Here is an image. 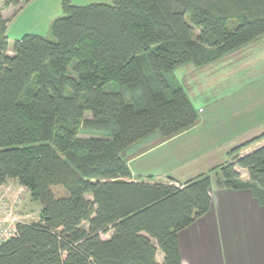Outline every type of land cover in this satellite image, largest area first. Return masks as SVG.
Wrapping results in <instances>:
<instances>
[{
  "label": "trees",
  "instance_id": "trees-1",
  "mask_svg": "<svg viewBox=\"0 0 264 264\" xmlns=\"http://www.w3.org/2000/svg\"><path fill=\"white\" fill-rule=\"evenodd\" d=\"M62 5L51 39L25 35L12 54L0 14V187L15 181L41 207L38 221L19 224L0 246V264H159V249L163 264H182L177 237L211 210V176L184 186L134 182L125 154L153 134L166 140L198 124L171 75L264 37V0ZM263 139L229 152L218 187L250 189L264 204V146L239 156Z\"/></svg>",
  "mask_w": 264,
  "mask_h": 264
},
{
  "label": "crops",
  "instance_id": "crops-1",
  "mask_svg": "<svg viewBox=\"0 0 264 264\" xmlns=\"http://www.w3.org/2000/svg\"><path fill=\"white\" fill-rule=\"evenodd\" d=\"M253 43V51H257V57L259 50L264 49V37ZM251 44L238 51L245 52ZM238 51L206 68L186 65L176 70L177 81L187 92L202 119L190 130L170 139L165 140L159 133L153 134L141 141L144 142L143 148L127 156V152L133 150L136 145L131 147L125 154L126 161L133 162L134 159L144 157V174L140 177H137L130 167L134 182L168 184L174 181L177 186H184L187 182L202 175H209L208 171L220 167L202 168V173L191 170V166H197L199 159L208 156L207 152L215 147V141L205 142L203 139L201 145L180 144L187 137L193 136L192 132L206 121L208 111L214 107V100L224 99L231 91L243 88L247 80L244 76L248 71L250 80L254 77L253 71L246 67V61L253 60L255 53L252 51L250 58L246 57V61L239 62L236 58L239 56ZM256 59L259 61V69L264 70V53ZM260 106L261 104L258 107ZM258 148L260 147L249 148L239 156ZM149 177L153 179L149 180ZM212 200L211 210L178 234L182 264H264V204L250 189L220 188L216 182L212 187ZM111 235L112 232L103 239H108ZM156 260L159 264L165 261V255L160 249Z\"/></svg>",
  "mask_w": 264,
  "mask_h": 264
},
{
  "label": "rangeland",
  "instance_id": "rangeland-1",
  "mask_svg": "<svg viewBox=\"0 0 264 264\" xmlns=\"http://www.w3.org/2000/svg\"><path fill=\"white\" fill-rule=\"evenodd\" d=\"M2 1L3 0H0V14L9 20L7 33L9 50L11 54L14 43L17 40L23 38L25 35L34 34L51 39V24L57 18L63 17L65 15L62 5L64 0H32L27 4H25L23 0H20V5L22 6L21 9H5L3 8ZM69 1L71 5L81 8L93 4L113 5V0ZM198 33L199 30H195V34ZM254 45L255 43L251 44V47L248 50H245L243 53H241L243 50L238 51L239 56L236 58L239 59V62L246 61V57L250 58L249 56H251ZM259 52L258 56L261 57L264 53V49H262V51L259 50ZM254 53L255 58L253 60L247 59L248 61H246V67H248V70H252L254 74L252 80H250L251 78L249 77L250 75L248 71L244 76L247 80L246 85H244L243 88H238L234 91H231V93L224 99L218 98L214 100V107L208 111L206 121L192 132L193 136L187 137L184 142L180 144L181 146H184L185 144L190 145L191 143L201 145L203 143V139L205 142L215 141V147L207 152L208 156L199 159V162L196 163L197 166H191V170L193 172L200 173H202V171H200L202 168L210 169L220 166L218 169H215L216 171L212 169L211 172L208 171L207 173L209 174L208 176H211L213 183L216 182V177L219 176L218 172L220 169L225 166L227 162H230L233 159V157L229 155V152L232 149L264 133V70H262V68L259 69V61L256 59L258 57H256L257 51ZM262 65L264 66V62H262ZM208 66H205L204 68ZM171 76L177 80L178 74L175 71ZM194 91L195 89L193 88V93ZM126 96L128 102L135 104L139 103V98L137 95L127 92ZM260 104L261 106L258 107ZM199 117V119H202L201 115ZM85 118H91V114L87 113ZM82 137L88 136L82 135ZM263 146L264 139L242 149L239 151V154L243 155L246 153L247 149L249 150V148L254 149L256 147ZM143 147L144 142H139L136 144L133 150L131 149L129 152H127V156L136 153ZM127 164L129 168L131 167L132 171L137 177H140L141 174H144V157L134 159L133 162L127 161ZM239 173L241 177L240 183H246L249 180L247 172L240 169ZM0 190L12 196H20L23 202L19 208V213H21L22 217L30 216L26 220L27 223L36 222L39 220L41 207L32 200L30 193L27 190H23V188L14 181H9L5 186L0 188Z\"/></svg>",
  "mask_w": 264,
  "mask_h": 264
},
{
  "label": "built area",
  "instance_id": "built-area-1",
  "mask_svg": "<svg viewBox=\"0 0 264 264\" xmlns=\"http://www.w3.org/2000/svg\"><path fill=\"white\" fill-rule=\"evenodd\" d=\"M22 202L20 196H12L0 190V246L18 234L19 224L27 223L30 216L22 217L19 213Z\"/></svg>",
  "mask_w": 264,
  "mask_h": 264
}]
</instances>
